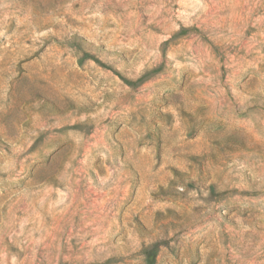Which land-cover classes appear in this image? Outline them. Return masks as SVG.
Masks as SVG:
<instances>
[{
  "label": "rangeland",
  "instance_id": "1",
  "mask_svg": "<svg viewBox=\"0 0 264 264\" xmlns=\"http://www.w3.org/2000/svg\"><path fill=\"white\" fill-rule=\"evenodd\" d=\"M153 247L264 264V0H0V264Z\"/></svg>",
  "mask_w": 264,
  "mask_h": 264
},
{
  "label": "trees",
  "instance_id": "2",
  "mask_svg": "<svg viewBox=\"0 0 264 264\" xmlns=\"http://www.w3.org/2000/svg\"><path fill=\"white\" fill-rule=\"evenodd\" d=\"M88 59L94 60L95 62H97L102 66H106V64L103 61H101L99 58H97L95 55L91 53H84L79 61L82 63ZM158 252L159 250L157 247H153L146 251V261L148 264H156Z\"/></svg>",
  "mask_w": 264,
  "mask_h": 264
}]
</instances>
